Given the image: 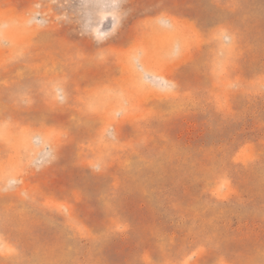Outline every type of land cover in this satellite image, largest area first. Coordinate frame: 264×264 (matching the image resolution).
Instances as JSON below:
<instances>
[{
	"label": "rangeland",
	"instance_id": "374dc122",
	"mask_svg": "<svg viewBox=\"0 0 264 264\" xmlns=\"http://www.w3.org/2000/svg\"><path fill=\"white\" fill-rule=\"evenodd\" d=\"M0 264H264V0H0Z\"/></svg>",
	"mask_w": 264,
	"mask_h": 264
}]
</instances>
